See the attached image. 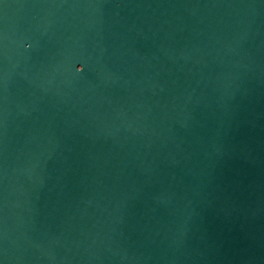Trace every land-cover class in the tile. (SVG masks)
Listing matches in <instances>:
<instances>
[{
    "label": "water",
    "instance_id": "1",
    "mask_svg": "<svg viewBox=\"0 0 264 264\" xmlns=\"http://www.w3.org/2000/svg\"><path fill=\"white\" fill-rule=\"evenodd\" d=\"M0 264H264V0H0Z\"/></svg>",
    "mask_w": 264,
    "mask_h": 264
}]
</instances>
